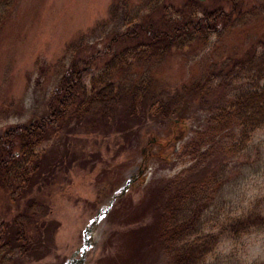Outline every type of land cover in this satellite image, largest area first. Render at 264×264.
Instances as JSON below:
<instances>
[{"label":"rangeland","instance_id":"374dc122","mask_svg":"<svg viewBox=\"0 0 264 264\" xmlns=\"http://www.w3.org/2000/svg\"><path fill=\"white\" fill-rule=\"evenodd\" d=\"M116 1H0V130L45 115L59 74L69 65L66 49L109 19ZM144 1L130 0L129 9ZM182 1L170 0L178 6ZM200 1L212 7L214 0ZM263 38L264 6L243 25L210 36L206 46L175 52L137 73L150 74L157 91L174 90L202 80L231 58H243ZM86 69L82 83L89 89L97 72ZM218 82L210 86L217 88ZM212 106L193 105L186 137L167 149L154 146L152 139L164 142L178 135L175 115L168 120L144 118L137 127L131 123L128 134L110 130L102 135L77 128L44 142L37 152L64 164L44 193L45 216L57 224L56 231L48 237L43 234L33 250L23 256L16 253L2 264H106L118 239L137 226L140 221L133 218L142 215L148 204L151 208L162 194L192 186L203 188L208 199L200 234L220 238L198 264H264V230L238 236L223 231L228 219L255 208L264 210V128L253 131L241 150L237 131L214 133ZM150 217L146 215L142 224H148ZM150 259L144 264L166 263L157 251ZM129 263L141 264V260L129 255L124 264Z\"/></svg>","mask_w":264,"mask_h":264},{"label":"trees","instance_id":"16d2710c","mask_svg":"<svg viewBox=\"0 0 264 264\" xmlns=\"http://www.w3.org/2000/svg\"><path fill=\"white\" fill-rule=\"evenodd\" d=\"M129 2L117 0L109 19L68 46L69 65L59 74L45 115L0 130V264L16 253L23 256L43 234L56 231L57 224L45 216L44 193L64 164L37 152L51 137L77 128L128 134L131 123L137 127L144 118L168 120L175 115L178 135L164 142L152 139L154 146L167 149L186 137L189 110L201 103L215 106L208 116L214 133L237 131L241 150L253 131L264 128V38L243 58H231L202 80L174 90L157 91L150 74L137 73L175 52L206 46L210 36L243 25L264 1L214 0L209 7L200 0H183L180 6L170 0H147L133 10ZM87 67L97 72L89 89L82 83ZM216 79L218 86L213 88L210 84ZM185 189L162 194L151 208L146 204L144 213L133 218L140 222L118 239L106 264H124L129 255L144 264L156 251L166 257L165 264H198L211 253L220 238L199 231L206 192L193 186ZM146 215L150 221L142 224ZM224 226L232 236L262 231L264 210H249Z\"/></svg>","mask_w":264,"mask_h":264},{"label":"water","instance_id":"95a60500","mask_svg":"<svg viewBox=\"0 0 264 264\" xmlns=\"http://www.w3.org/2000/svg\"><path fill=\"white\" fill-rule=\"evenodd\" d=\"M123 192H124V189H123ZM82 261H74V262H70V263H67V264H81Z\"/></svg>","mask_w":264,"mask_h":264}]
</instances>
